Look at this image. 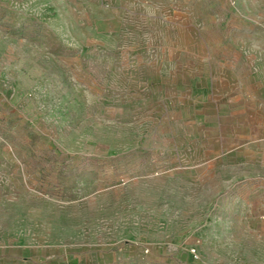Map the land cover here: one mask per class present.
<instances>
[{
  "label": "rangeland",
  "instance_id": "rangeland-1",
  "mask_svg": "<svg viewBox=\"0 0 264 264\" xmlns=\"http://www.w3.org/2000/svg\"><path fill=\"white\" fill-rule=\"evenodd\" d=\"M0 264H264V0H0Z\"/></svg>",
  "mask_w": 264,
  "mask_h": 264
}]
</instances>
